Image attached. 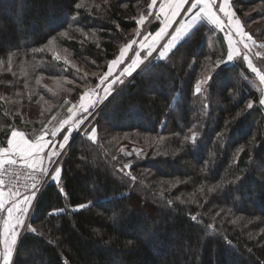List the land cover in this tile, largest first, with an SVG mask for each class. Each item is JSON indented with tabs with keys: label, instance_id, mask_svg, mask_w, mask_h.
Returning <instances> with one entry per match:
<instances>
[{
	"label": "trees",
	"instance_id": "trees-1",
	"mask_svg": "<svg viewBox=\"0 0 264 264\" xmlns=\"http://www.w3.org/2000/svg\"><path fill=\"white\" fill-rule=\"evenodd\" d=\"M231 1L248 30L262 20L264 38V0ZM150 4L0 0V146L96 87ZM211 29L199 24L151 60L74 138L61 160L65 194L47 185L14 264H264L262 96L242 59L219 64L227 45L218 31L221 49L211 48ZM132 145L144 151L125 155Z\"/></svg>",
	"mask_w": 264,
	"mask_h": 264
},
{
	"label": "snow or ice",
	"instance_id": "snow-or-ice-1",
	"mask_svg": "<svg viewBox=\"0 0 264 264\" xmlns=\"http://www.w3.org/2000/svg\"><path fill=\"white\" fill-rule=\"evenodd\" d=\"M76 7L78 8L80 5L77 4ZM156 7L157 0H151L149 14ZM158 12L156 19L160 20L162 26L154 35L151 33L145 35L138 45L139 49L144 52V57H141L140 51H137L135 54L136 58L131 63L120 69L119 72H114L115 69L125 62L126 54L137 41L133 40L122 47L117 58L111 60L107 72L100 77L99 82L103 87L100 91L89 94L87 102H82L79 105L80 115L73 113L59 127L45 128L38 139L30 140L23 132L13 129L9 138H7L6 144L0 146V216L6 214V218L0 221V244L3 245V252L0 253V257L3 259V264H10L14 247L21 231L36 232L31 222L26 223V221L28 220L29 212L34 211V202L38 204V196L42 194V189L51 182L58 186V191L65 194L63 187H60L63 174V165L60 158L61 152L73 135V130H83L80 126L93 115L90 109L103 103L104 100L112 95L115 91L114 85L117 83L124 84L125 78L132 76L133 72L140 68L141 65H144L145 69L150 66V61L149 64H145V60L153 57L159 42L168 36L169 29L182 12L191 13L190 25H195L197 21L207 20L221 31H224L225 27H227L230 50L224 63L232 62L234 54H240L239 46L242 45L244 50L243 58L247 60L248 67L253 72L257 71L248 54L252 53L254 46L264 48V44L257 45V41L243 30L239 19L235 16L231 0H221L220 4H217V0H161ZM218 13H223L226 19H221ZM145 19L146 17L141 16L137 21L138 25H144ZM190 25L181 24L180 28L175 30V35H172L171 39L167 40L157 53L161 59L166 58L169 51L181 37L182 32ZM234 37H238L235 44L232 42ZM42 50L40 49V51ZM33 51L37 50L33 49ZM260 54L259 51L254 53V55ZM211 79L212 77L209 75L196 83L195 93H201V85ZM260 80L264 82V75H260ZM260 103L264 105V100H261ZM252 107V102H247V108L251 109ZM84 126L87 127V125ZM61 131H63V135L59 140H56L55 138ZM191 131L192 139L195 140L196 132L194 130ZM89 135L92 140H95L96 129H91ZM46 136L51 137V139H47ZM185 139H188V137H185ZM139 154L137 152V156ZM125 155L131 156L132 152H125ZM124 168H129V164L126 163ZM21 173L26 175L28 182L22 187H18L17 182ZM131 179L135 180V177H131ZM88 206L89 204L82 203L75 207L84 209ZM63 211L64 209H56L50 214H59ZM192 219L196 220V217L192 216Z\"/></svg>",
	"mask_w": 264,
	"mask_h": 264
},
{
	"label": "rangeland",
	"instance_id": "rangeland-1",
	"mask_svg": "<svg viewBox=\"0 0 264 264\" xmlns=\"http://www.w3.org/2000/svg\"><path fill=\"white\" fill-rule=\"evenodd\" d=\"M161 2V0H157V7L154 9V12H152V14H149V11L148 9L146 10H141L140 12V17L141 16H144L146 17L145 19V23L144 25H139V27L134 31L132 32V34L130 35V38H129V42H132L133 40L137 41L136 44H133L132 45V48L128 51V53L126 54V58H125V62L120 65L117 69L114 70V72H119L120 69H122L123 67H126L127 64L131 63V61L133 59L136 58V52L137 51H140V54H141V57H144V52L141 51L139 49V42H141L143 40V37L147 34H149V28L150 26L152 25V23L154 21H159L158 19H156V16L159 14L158 12V6H159V3ZM218 4V2H217ZM231 4H232V1H231ZM232 7H233V10L235 12V16L236 18L239 19L240 23H241V26L243 28V30L250 34L253 39H255L257 41V45L259 44H264V38H260L261 36V31L263 28L260 27V23L262 22V20H256V21H253L251 22L250 24V30L253 32L251 33L250 30L247 29V27H245V25L243 24V22L240 20V18L237 16V13L235 11V8L232 4ZM261 7V6H259ZM257 9V8H256ZM253 10H250L248 12V14L250 15L252 13ZM247 14V15H248ZM218 15H220L221 19H226L224 17V14L223 13H218ZM155 16V17H153ZM162 19V17H161ZM190 21H191V13L190 12H182V14L180 16H178L176 18V22L172 25V27L169 29V34L168 36H166L163 40H161L159 42V45L157 47V51L153 53V57L152 58H148L145 60V64H148L149 61L153 60L154 58H157V59H160L162 60L159 56H158V51L161 50L162 46L166 43L167 40H170L171 39V36L172 35H175V30L179 29L180 28V25L181 24H185V25H190ZM264 21V20H263ZM201 23H207L209 26H211V35H210V39H209V43L208 45L211 47V48H216L218 51L221 49L219 46H220V43H219V37L216 35L217 32L219 31L220 35L222 36V39L224 41V43L227 45V54L229 52V46H228V37H227V27H225L224 31H221L219 28H217L215 25H212L210 24L207 20H203V22ZM200 23V24H201ZM199 25V24H198ZM198 25H190L184 32H182V35L181 37L178 39V41L176 42V44L174 45V47L169 51V53L167 54L166 58L168 57V55L184 40V38L190 34V32ZM162 25H160L161 27ZM159 27V28H160ZM158 28V30H159ZM157 30V31H158ZM155 33V32H154ZM154 33H151L154 35ZM255 34V35H254ZM238 39V37H234L233 38V44L236 43V40ZM127 43V44H128ZM126 45V44H125ZM125 45H123L122 47H124ZM216 46V47H215ZM121 47V48H122ZM240 48V54L239 55H235L234 54V58H233V61L230 62V64L234 63V61L238 60V59H242L244 62H245V65L246 67L248 68L251 76L250 77H246V79L249 81V83L251 84L252 87H254L257 91H259V93L261 94L262 96V100H264V82H261L260 80V75H264V48H258L256 46L253 47L252 49V53H249V58L251 59L253 65L256 67L257 71L256 72H253L249 67H248V62L247 60H245L243 57H244V50H243V46L240 45L239 46ZM57 51L58 53H61L62 55L66 56L68 55L66 50H64V48L62 47H57ZM256 51H259L261 54L260 55H254V53ZM164 58V59H166ZM226 58H227V55H226ZM226 58L225 60L223 61H219V64H224V61H226ZM229 64V63H227ZM144 68V65H141L140 68L136 69L134 72H133V75L130 76V77H126L125 78V82L124 84H119L117 83L116 85H114V88H115V91L112 93V95H110L106 100L103 101V103L97 105L95 108L93 109H90V111L93 113V115L91 117H89L90 121L93 119V117L110 101V99L115 96L116 94H118L121 90H123L125 88V86L127 84H129L132 79ZM204 79V78H203ZM100 81V80H99ZM207 84H208V81L204 84L201 85V88L203 89L204 87H207ZM103 87V85H100V82H98V84L96 85V87H94L93 89L91 90H87L83 95V101H82V98L80 99V101L76 104V105H72L70 102H66L65 103H62L61 105H59L58 107V110H56L54 113H52L50 115V118L48 119V121L46 122V124L44 125L43 124V128H35L33 127L31 130H28V132L26 131H22V130H19V129H15V130H18V131H21L23 132L27 138H29L30 140L32 139H38L40 137V135L42 134L43 130L45 128H48V129H52L54 127H59V125L66 119H68L70 116L73 115V113H76L77 115H80L79 113V105L82 103V102H87V99H88V95L93 93V92H98L100 91V89ZM202 93V92H201ZM199 93V94H201ZM204 94V93H203ZM203 94H202V97H203ZM64 97L62 98H59L58 102L61 100H64L63 99ZM204 103V102H203ZM264 107V105H263ZM69 109H71V111H69ZM67 112H69L67 114ZM65 114H67V116L63 117ZM89 119H86L84 121V124L81 125L80 127L83 129L82 132L84 134V132H86V129L87 127L89 126ZM60 120V121H59ZM84 125H87V127H85ZM37 126V125H36ZM38 127V126H37ZM43 129V130H42ZM79 130H73V135L72 137L70 138L69 140V143L65 146V148L63 149V151L61 152V160L62 158L64 157V155L66 154V150L70 147V143L71 141L77 137V133H78ZM90 134V133H89ZM87 135L89 138H90V135ZM63 135V131H61V133H58L57 137L55 138L56 140H59L60 137ZM47 139H51V137L49 136H46ZM96 138H97V135H96ZM95 138V140H96ZM91 139V138H90ZM92 140V139H91ZM93 140V141H95ZM69 146V147H68ZM133 150H136V151H133ZM131 151L132 154H137V152H139L140 154L144 151L142 148H139L137 147L136 145H132L130 146V148H124V153L125 152H129ZM34 214V211H30L29 212V216H28V220L26 221V223L30 222L31 221V217L32 215ZM4 218H6V214L4 216H0V221H2ZM26 231H21L19 237H18V240H17V244L15 245L14 247V251H13V256H12V260L10 262V264H14V261H15V258H16V255H17V252H18V249H19V246H20V243L22 241V238L24 236ZM3 252V245L0 244V253ZM0 264H3V259L2 257H0Z\"/></svg>",
	"mask_w": 264,
	"mask_h": 264
},
{
	"label": "built area",
	"instance_id": "built-area-1",
	"mask_svg": "<svg viewBox=\"0 0 264 264\" xmlns=\"http://www.w3.org/2000/svg\"><path fill=\"white\" fill-rule=\"evenodd\" d=\"M81 134H83V132L82 131H78V133H77V135L76 136H78V135H81ZM96 135H97V133H96ZM97 139V138H96ZM74 140V139H73ZM72 140V141H73ZM72 141H71V143H72ZM71 143H70V145H71ZM69 145V146H70ZM68 146V147H69ZM68 150V149H67ZM66 150V151H67ZM28 182V180H27V177H26V175L24 174V173H21V175H20V178H19V180H18V182H17V186L18 187H22L25 183H27ZM49 184H51V182H49L47 185H49ZM47 185L42 189V193L44 192V190H45V188L47 187ZM41 195L42 194H40L39 196H38V201H39V199H40V197H41ZM36 205H37V203L36 202H34V204H33V208H34V211H35V207H36ZM33 212V211H32Z\"/></svg>",
	"mask_w": 264,
	"mask_h": 264
},
{
	"label": "crops",
	"instance_id": "crops-1",
	"mask_svg": "<svg viewBox=\"0 0 264 264\" xmlns=\"http://www.w3.org/2000/svg\"><path fill=\"white\" fill-rule=\"evenodd\" d=\"M217 2H218V4H220L221 3V0H217ZM201 22H203V21H197L196 25L200 24Z\"/></svg>",
	"mask_w": 264,
	"mask_h": 264
}]
</instances>
